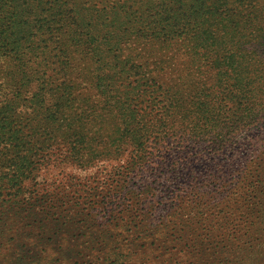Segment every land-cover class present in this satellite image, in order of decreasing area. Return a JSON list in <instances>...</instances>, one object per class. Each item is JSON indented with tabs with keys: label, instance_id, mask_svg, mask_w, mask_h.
<instances>
[{
	"label": "trees",
	"instance_id": "obj_1",
	"mask_svg": "<svg viewBox=\"0 0 264 264\" xmlns=\"http://www.w3.org/2000/svg\"><path fill=\"white\" fill-rule=\"evenodd\" d=\"M228 114L264 116V0H0V195L55 145L83 164L103 137L135 176L189 175L203 151L171 140Z\"/></svg>",
	"mask_w": 264,
	"mask_h": 264
},
{
	"label": "rangeland",
	"instance_id": "obj_2",
	"mask_svg": "<svg viewBox=\"0 0 264 264\" xmlns=\"http://www.w3.org/2000/svg\"><path fill=\"white\" fill-rule=\"evenodd\" d=\"M226 71L239 86L238 70ZM214 72L204 88L221 79ZM226 116L194 131L198 145L187 131L171 140L202 150L205 162L169 179L132 174L110 138L92 141L96 157L83 164L55 145L39 171L0 195V264H264V116L241 127ZM111 117L92 130L106 134Z\"/></svg>",
	"mask_w": 264,
	"mask_h": 264
}]
</instances>
